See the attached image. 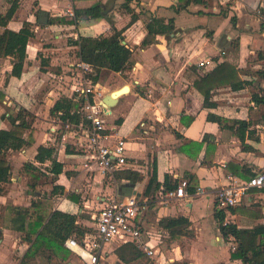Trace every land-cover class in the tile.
<instances>
[{
	"label": "crops",
	"instance_id": "obj_1",
	"mask_svg": "<svg viewBox=\"0 0 264 264\" xmlns=\"http://www.w3.org/2000/svg\"><path fill=\"white\" fill-rule=\"evenodd\" d=\"M33 1L36 0H0V13L3 14L12 3L16 4L12 17L5 25L0 24V33L4 28L17 32L25 23L33 32L26 45V57L19 77L11 73L17 54L0 56V91L4 94L0 100V128H10L9 116L25 108L31 117L30 127L24 136L27 137L30 132L33 134L30 145L6 152L11 165V174L7 179L11 190L5 192V181L0 194V264H22L21 258L30 245L22 232L14 229L18 224L15 222L17 208L25 209L32 200L44 198L51 202L52 210L75 215L74 224L84 229V235L92 230L93 216L102 205L101 197L112 191L125 195L127 189L124 190V186L132 187L127 195L136 194L148 199L142 229L145 243L152 246L156 253L149 256L134 242L114 241L104 248V262H112L117 257L121 262L128 263L145 256L149 261L144 264H242L240 259L230 258L236 243L232 236L225 238L221 234L216 213L223 211L224 222L235 223L238 227L250 228L264 223V187L250 189L240 204L228 209L217 206L213 189L226 183L228 175L245 179L246 175L264 169V103H255L251 98L253 93L264 96V0H203L191 2L178 11H175L177 0H129V6L137 15L134 21H131L133 14L122 5L125 0H100L106 10L104 16L78 19L75 24L56 18L70 19L74 6L84 7L97 0H38L41 10L37 17L31 10ZM41 12L47 13L46 22L39 21ZM152 15L164 18L165 22L173 18L174 29L169 34L158 35L156 42L141 47L147 32L145 24ZM50 18L54 19L52 23H48ZM39 31L53 35L55 40L67 37L64 49L72 54L70 62L80 58L77 46L69 43V39L76 38L79 33L111 36L120 32L121 42L133 50L135 63L130 68L123 71L102 68L96 79L103 97L119 87L128 90L119 95L113 105L106 107L107 142L112 144L118 138L125 140L127 164L124 170L114 173L113 180H109L110 184L105 185V189V177L83 168L86 156L77 144L85 140L78 126L81 122V115L77 112L80 103L66 90L49 98L47 103H40V98L35 96L41 89V83L48 76L56 75L48 68L47 59L36 57L38 50L29 49ZM54 49L51 46L42 48L43 51ZM43 56L49 57L47 54ZM202 61L204 64L200 65ZM224 61L234 64L238 68V76L247 84L239 89H232L229 84L213 87L209 99L212 105L205 106L203 94L194 87L193 80L211 72ZM49 62L52 63L51 60ZM63 63L55 64V71H60ZM103 72L105 76H102ZM108 74L116 75V79L108 81L105 78ZM105 83L112 84V87H105ZM63 96L77 102L69 113H78V121L70 117L62 118L61 110L50 112L56 100ZM121 96H129L130 101L128 107L118 113L113 109ZM42 106L47 109L43 119L48 126L38 130L40 128L36 123L41 119L38 110ZM209 113L227 120L249 121L248 130L251 132L245 133L242 142L230 129L209 119ZM65 120L71 123L70 127L64 125ZM39 145L54 148L55 160L63 164L59 174L50 170L49 159L45 162L35 160ZM24 163L36 168L33 172H25L21 169ZM135 173L138 178L132 180ZM81 174L87 182L83 178L80 181ZM153 174L156 181L147 192ZM191 175L195 176L196 185L190 192ZM182 177L188 180L186 195L161 202L158 196L160 186L174 188ZM47 178L49 182L45 189L49 192H39L40 185L37 183ZM90 178L97 183L93 182L94 187ZM27 179H32L29 181L30 191H21L20 182ZM34 181L37 182L34 184ZM82 184L86 190L81 188ZM55 186L58 187L56 191ZM91 186L96 191H88ZM83 191L88 195H84ZM70 194L77 196V200ZM177 216L189 220L186 229L193 232L192 236L172 238L168 229L161 226L162 218ZM29 221L27 217L26 222ZM162 238L170 241V254V248ZM126 248L129 249L126 258L132 257L128 261L119 257V253L125 254ZM135 249L141 255L134 257ZM42 256L38 255L34 264ZM60 256L62 264H79L70 253H60ZM100 264H103L101 260Z\"/></svg>",
	"mask_w": 264,
	"mask_h": 264
},
{
	"label": "trees",
	"instance_id": "obj_2",
	"mask_svg": "<svg viewBox=\"0 0 264 264\" xmlns=\"http://www.w3.org/2000/svg\"><path fill=\"white\" fill-rule=\"evenodd\" d=\"M128 1L125 0L122 5L128 12L133 14L131 21H134L137 19V15L129 6ZM191 2H203V0H177L175 11H178L179 8H185ZM15 8L16 4L12 3L4 14L0 13V24H6L8 19L12 17ZM73 11V16L70 19L56 18V20L67 24H75L78 19L95 18L106 14L105 7L101 4L100 0L84 7L74 6ZM53 21L54 19L50 18L48 23H52ZM145 26L147 32L141 41V47L156 42L158 35L172 32L174 22L173 18H169L165 22L164 18L152 15ZM31 36H33V32L28 23H25L17 32L4 28L2 33H0V56H7L13 53H16L18 56L17 60L12 63L11 73L14 76L19 77L21 75L23 61L26 57V45ZM121 40L120 32H115L111 36H92L79 33L76 38L69 39V43L77 46L78 57L93 66L96 72L94 78L97 79L102 68L112 71H123L135 63L133 50L123 44ZM237 72L238 68L234 64L224 61L219 63L211 72L195 78L193 85L203 94V104L205 106L212 105L209 99L211 89L215 86L229 84L232 89L244 87L247 81L240 78ZM3 97L4 94L0 91V100ZM251 98L255 103H264V96H259L258 93H253ZM76 106L77 102L72 101L67 96H63L56 100L50 112L55 113L61 110L63 112L62 118L70 117V119L78 121V113H69ZM30 117L31 114L25 108H20L15 115L9 116L10 128H0V194L4 189L3 183L7 181L11 174V165L6 158L7 150L19 149L33 142L32 132L27 137L24 136L26 129L30 127ZM208 118L217 121L222 127L230 129L242 142L245 140V133L251 132V130H248L249 121L240 119L227 120L210 113L208 114ZM53 153V147L39 145L34 158L38 162H45L49 159L51 161L50 170L54 174H59L63 170V164L55 160ZM34 168L36 166L30 163H24L21 166V169L25 172H33ZM251 176L252 174L246 175L245 179ZM137 178L138 174H133L132 180H136ZM155 181L156 178L153 174L147 186V192L150 191V187ZM195 185L196 178L194 175H191L188 191H194ZM57 189L58 187L55 186L54 191ZM70 196L74 200H77V196L73 194H70ZM51 207V202L44 198H37L32 200L29 207L16 209L15 222L18 224L14 229L21 231L23 238L30 243L21 258L22 264H34V259L38 255L45 256L46 253L48 259L51 255H58L60 253L67 255L71 252L64 246L67 237L75 235L79 241L81 240L84 229L74 224L75 215L58 209L52 210ZM27 217L30 218L29 222H26ZM216 217L221 234L225 238L232 236L235 240L236 246L230 252L232 260L240 259L242 264H264V223L250 228L238 227L235 223L224 222L225 214L221 210H218ZM160 224L168 229L172 238L182 239L185 235H193L192 231L186 229L189 220L183 216L164 217L160 220ZM0 237H2L1 228ZM134 255L136 257L141 255V253L135 249ZM119 257L124 261L132 259V257L126 258V255L123 253H119Z\"/></svg>",
	"mask_w": 264,
	"mask_h": 264
},
{
	"label": "built area",
	"instance_id": "obj_3",
	"mask_svg": "<svg viewBox=\"0 0 264 264\" xmlns=\"http://www.w3.org/2000/svg\"><path fill=\"white\" fill-rule=\"evenodd\" d=\"M204 61L200 62L203 65ZM71 97L80 103L77 112L81 115L78 124L84 141L77 142L85 153L84 169L88 172H99L108 180H113L116 171L124 170L127 164L125 140L118 138L109 144L107 125V109L101 103L103 91L94 78L93 66L78 58L68 64ZM70 127L68 120L64 121ZM62 124V123H60ZM54 130V129H53ZM65 139V136L62 137ZM227 182L213 189L217 206L221 209L234 207L242 202L252 188L264 187V169L256 171L250 178H238L228 175ZM188 180L180 178L174 188H159V200L163 203L186 195ZM204 192V190H202ZM102 205L93 216L92 230L87 231L79 241L76 237H68L64 245L73 252L82 264H100L101 256L107 244L131 241L152 256L156 250L144 241L142 220L148 208V199L132 195H122L116 191L101 197Z\"/></svg>",
	"mask_w": 264,
	"mask_h": 264
},
{
	"label": "rangeland",
	"instance_id": "obj_4",
	"mask_svg": "<svg viewBox=\"0 0 264 264\" xmlns=\"http://www.w3.org/2000/svg\"><path fill=\"white\" fill-rule=\"evenodd\" d=\"M37 2H38V0L33 1L32 6H31L32 13L35 17H37L38 11L41 10V9H39ZM66 38L67 37H63L61 40H59V39L55 40L53 35L51 36V34H49V33L47 34L44 31H39V33L37 34V37H35L34 42L31 43L29 46L30 50H32V48H33V50H36V51L38 50L36 52V57H41L44 60L45 59L48 60V61H46L47 65L49 66L48 68L50 69V71L52 73L56 74L55 77L48 76V79H45V81H43L41 83V89H38V91L36 92L35 96H36V98L37 97L40 98V103H47L49 98L56 97L57 95H59V92L61 93L64 90H66L65 92H67V93L71 92L70 87H69L70 86V78L68 77L67 67H68V64L71 63L70 60H71L72 54L67 53V51H66L67 49H64V47L67 46ZM44 46H51V47H54L56 49H54L53 51H47V50L43 51L42 48ZM38 52H40V53H38ZM43 54H47V56H49V57L46 58L43 56ZM50 60L53 63V65H51L52 63L49 62ZM58 62H59V64L64 62L63 63L64 67H59L60 71H55V68L57 66V65L55 66V64H57ZM64 75H66V77ZM102 76H105L104 72H103ZM115 77H116V75H113V74L109 75L108 74L105 78L108 81L112 82V81H114V79H116ZM104 86L107 88H111L112 84L110 85V84L105 83ZM129 101H130L129 96L128 97L121 96L119 98V102H118L117 106H115L113 110L118 112V113L123 111L124 107L125 108L128 107ZM38 112H39V119L41 117V119L38 120L36 123L37 126H39V128H40L38 130H42L44 128L46 129L48 125H47V123L45 125V120L43 119V118H45V115L47 114L46 107L45 106L40 107ZM45 135H46V133L42 134V136H44L43 138H45ZM81 167H82V165H81ZM83 168H85L84 165H83ZM81 179L84 180L83 174L80 175V181H81ZM27 180H23L22 182H20L19 188L21 191H23V190H24V192L30 191L29 181H32V179H29L28 181ZM103 181H104L103 185H104V189H105V187H106L105 185L110 184V182H109L108 178H104ZM36 182L37 181H34V184ZM48 182H49V179L47 178L46 181H44L42 179L41 182L37 183V185L38 184L40 185V187L38 188L39 192H41V191H44V193L49 192V191H47L48 189H45L46 188L45 185H47ZM84 182H87V181L84 180ZM93 182L96 183V181L94 179L90 178V183H92L91 185L94 187ZM92 186H91L90 190H88V191H91V190L93 192L96 191V189L94 190V188ZM4 187L6 188L5 192L10 191L11 190L10 189V182L7 181V183L4 185ZM83 187H84V185L82 184L81 188H83ZM84 188H85L84 190L87 189L86 186ZM83 192H84V195H88V192H85V191H83ZM162 240L164 241L163 243L168 248H170V249H168V253L170 254V252H172L171 251L172 246L169 243L170 241L166 238H162ZM124 253H125V255H127L129 253V249L126 248L124 250ZM14 255L16 256V253H14ZM70 256H72L73 259H75V261L79 262V264H82L73 252H70ZM61 257L62 256H60V254L58 256H55V255L50 256L49 259L46 256H42V257H39L37 259V264H62L63 259ZM148 261H149V258H147L145 256H140V257L135 258L134 260H131V262H128V263L121 262L119 260V258H117V257H115L112 262L111 261L104 262V256H101V262H103V264H144V263H147Z\"/></svg>",
	"mask_w": 264,
	"mask_h": 264
},
{
	"label": "water",
	"instance_id": "obj_5",
	"mask_svg": "<svg viewBox=\"0 0 264 264\" xmlns=\"http://www.w3.org/2000/svg\"><path fill=\"white\" fill-rule=\"evenodd\" d=\"M46 20H47V14H45V12H41V15H40V17H39V21H40V22H46ZM125 88H126V87H124V88H122V89H125ZM122 89L117 90V91H113V92H111L110 94L105 95V96L101 99V103L103 104L104 108L109 107V106L113 105V104L116 102V100H113V99L111 98V96L114 95L115 93L121 91ZM123 188H124V190L127 189V191L124 192L125 195L131 193V192H129V190L132 189L131 186H124ZM65 264H73V263H71V262H66Z\"/></svg>",
	"mask_w": 264,
	"mask_h": 264
},
{
	"label": "bare ground",
	"instance_id": "obj_6",
	"mask_svg": "<svg viewBox=\"0 0 264 264\" xmlns=\"http://www.w3.org/2000/svg\"><path fill=\"white\" fill-rule=\"evenodd\" d=\"M45 14H47V13L45 12ZM120 89H122V87L117 88L116 91H117V90H120ZM114 91H115V90H114ZM127 91H128L127 88L122 89L121 91H119V92L115 93L114 95H112L111 98H112L113 100H116V98H117L119 95H121V94H123V93H125V92H127ZM110 92H112V91H110Z\"/></svg>",
	"mask_w": 264,
	"mask_h": 264
}]
</instances>
